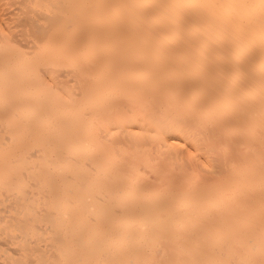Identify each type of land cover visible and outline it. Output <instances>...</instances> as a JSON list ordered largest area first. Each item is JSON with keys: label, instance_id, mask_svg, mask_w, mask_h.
I'll list each match as a JSON object with an SVG mask.
<instances>
[{"label": "bare ground", "instance_id": "1", "mask_svg": "<svg viewBox=\"0 0 264 264\" xmlns=\"http://www.w3.org/2000/svg\"><path fill=\"white\" fill-rule=\"evenodd\" d=\"M0 264H264V0H9Z\"/></svg>", "mask_w": 264, "mask_h": 264}, {"label": "rangeland", "instance_id": "2", "mask_svg": "<svg viewBox=\"0 0 264 264\" xmlns=\"http://www.w3.org/2000/svg\"><path fill=\"white\" fill-rule=\"evenodd\" d=\"M15 11V6L11 5L9 0H0V29L4 28L1 18H6L9 13H14Z\"/></svg>", "mask_w": 264, "mask_h": 264}]
</instances>
